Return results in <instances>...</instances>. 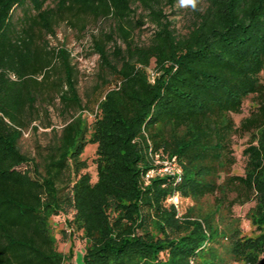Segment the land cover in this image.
Segmentation results:
<instances>
[{"label":"trees","instance_id":"1","mask_svg":"<svg viewBox=\"0 0 264 264\" xmlns=\"http://www.w3.org/2000/svg\"><path fill=\"white\" fill-rule=\"evenodd\" d=\"M175 3L0 0V264H66L72 253L57 250L50 223L60 215L81 234L83 264H264V0L188 3L184 35L164 12ZM144 20L153 30L138 45ZM89 21L110 24L91 37L101 83L83 103L70 53L47 38L60 24L83 33ZM56 101L71 118L30 157L20 141ZM235 136L248 138L241 176L230 173ZM156 156L175 158L180 181L146 183ZM173 195L194 205L180 213ZM249 203L251 236L232 214Z\"/></svg>","mask_w":264,"mask_h":264},{"label":"rangeland","instance_id":"2","mask_svg":"<svg viewBox=\"0 0 264 264\" xmlns=\"http://www.w3.org/2000/svg\"><path fill=\"white\" fill-rule=\"evenodd\" d=\"M164 12L168 19L172 21L173 27L179 35H184L192 26V17L188 3H182V0H176L174 6H166ZM15 15H21V11L19 9L15 10ZM143 16V11L141 9H136V14L133 18L135 21H137ZM109 24V21L98 23L89 21L88 26L83 33L78 32L77 29L74 30L69 28L66 24H60L55 29V36L47 38L51 47H64L70 53L72 65L75 67L77 72L76 88L83 103H85L87 100L90 101L89 103H92L98 97L99 88H97V86L101 83V75L98 69V56L95 55L92 50L91 37L93 35H99L101 31H108ZM152 30L153 26L149 24L147 20H144L143 26H139L138 29L134 31L133 38L135 43L138 45L146 44L149 40ZM252 107H254V105L251 98L246 99L243 103L242 113L240 115L232 116L236 125L240 123L241 119L248 116V113ZM73 116H75V114H73ZM70 118L71 116L69 115H63L61 106L56 101L55 104L48 109L47 117L42 115L39 122L32 124V126L37 127V131L34 132L33 130L29 129L23 135L19 144L21 151L30 157L37 158L38 149L46 148L52 142L51 129H55L59 132L64 123L70 120ZM92 119L93 118L91 115H87L88 123H90ZM47 122H49L51 126L49 128H44V125ZM247 139V137L238 136H235L232 139L236 163L231 169V175H243L245 158L242 155V151L246 147ZM95 151L96 146L88 145L82 155V160L86 161L87 163V168L84 170V172H87L91 175L92 182L96 180L94 164ZM213 203V198L208 197L203 199L198 204V207L201 211L206 213L213 209ZM193 205L194 203L190 200L180 199V213H183L188 207ZM252 206L253 203H249L244 206H235L232 210L234 219L240 220V226L243 234L247 236L253 235V229L245 218L246 213ZM66 219L67 217L64 215H60L58 217H53L50 220L57 241V250L65 257L69 256V252L72 253V258L68 259L66 264H83L84 241L82 240L80 233L71 231L68 228V226L65 224ZM61 231H64L65 234Z\"/></svg>","mask_w":264,"mask_h":264},{"label":"built area","instance_id":"3","mask_svg":"<svg viewBox=\"0 0 264 264\" xmlns=\"http://www.w3.org/2000/svg\"><path fill=\"white\" fill-rule=\"evenodd\" d=\"M154 167V169L146 173V183H148L151 178H154L156 176H173L176 177L177 182L180 181L179 176L181 174V170L177 166L175 158L167 159L156 156L154 161ZM168 202L173 204L179 210L180 197L178 195H173L172 197H170L168 199Z\"/></svg>","mask_w":264,"mask_h":264},{"label":"clouds","instance_id":"4","mask_svg":"<svg viewBox=\"0 0 264 264\" xmlns=\"http://www.w3.org/2000/svg\"><path fill=\"white\" fill-rule=\"evenodd\" d=\"M182 3H191L194 6L195 5V0H182Z\"/></svg>","mask_w":264,"mask_h":264}]
</instances>
